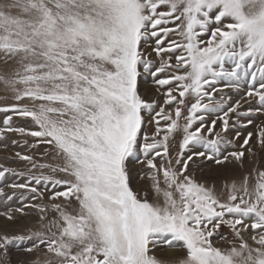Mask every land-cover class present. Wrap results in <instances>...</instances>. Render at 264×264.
Listing matches in <instances>:
<instances>
[{
    "label": "snow or ice",
    "instance_id": "6c2138e0",
    "mask_svg": "<svg viewBox=\"0 0 264 264\" xmlns=\"http://www.w3.org/2000/svg\"><path fill=\"white\" fill-rule=\"evenodd\" d=\"M0 85L5 259L264 264V0H0Z\"/></svg>",
    "mask_w": 264,
    "mask_h": 264
},
{
    "label": "rangeland",
    "instance_id": "374dc122",
    "mask_svg": "<svg viewBox=\"0 0 264 264\" xmlns=\"http://www.w3.org/2000/svg\"><path fill=\"white\" fill-rule=\"evenodd\" d=\"M3 85H0V90H2ZM141 94L145 96L146 99L153 98L152 93V81L151 79H147L146 81H141ZM3 92L0 91V95ZM0 120H2V115H0ZM260 121H264V116H259L257 119V123ZM2 126V125H0ZM245 131H252V128L249 127ZM22 140L23 138L20 137L18 134H8L5 138H0V166L15 168L17 170H23L27 166L15 158L14 154L19 151L22 154H34L30 150L26 149L23 146L16 147L12 144V140ZM35 155L39 156V153H35ZM257 160L259 161V166L264 168V154H258ZM252 164H247L246 167H252ZM220 173L223 175L233 174L239 175V170L235 168L234 165L229 164L226 169H221ZM17 182L14 177L6 174V179L0 181V187L4 185L11 184ZM147 183L145 180L140 179V172L137 166V171L135 173L132 186L139 187L143 184ZM12 189L5 187V192L8 196L11 195ZM15 207H19V202L16 198L9 200L7 196H0V214L7 212L9 209H14ZM5 223L4 216L0 215V225ZM9 227H12L9 225ZM222 232L227 233L229 230L227 228L221 229ZM2 251V250H0ZM158 259L167 262V264H174V262L179 258L178 251L173 248H169L166 245H162L160 249L155 250L154 253ZM24 259L22 255L15 251V249H10V255L5 259L2 255H0V264H18L20 260Z\"/></svg>",
    "mask_w": 264,
    "mask_h": 264
}]
</instances>
